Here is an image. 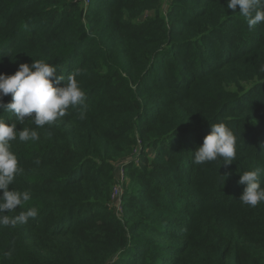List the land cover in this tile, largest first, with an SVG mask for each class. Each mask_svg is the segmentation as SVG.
Segmentation results:
<instances>
[{
  "label": "trees",
  "instance_id": "obj_1",
  "mask_svg": "<svg viewBox=\"0 0 264 264\" xmlns=\"http://www.w3.org/2000/svg\"><path fill=\"white\" fill-rule=\"evenodd\" d=\"M225 4L0 0V73L44 60L79 72L86 94L51 126L17 123L40 138L12 142L22 172L9 190L32 198L8 215H38L0 227V264H264V203L242 205L238 183L264 168V24L250 30ZM220 121L236 160L195 165ZM122 160L120 220L110 194Z\"/></svg>",
  "mask_w": 264,
  "mask_h": 264
},
{
  "label": "clouds",
  "instance_id": "obj_2",
  "mask_svg": "<svg viewBox=\"0 0 264 264\" xmlns=\"http://www.w3.org/2000/svg\"><path fill=\"white\" fill-rule=\"evenodd\" d=\"M237 5L250 30L258 24H264V0H226L225 7L235 9ZM259 71L264 72V65L260 66ZM78 75L79 72L70 73L66 77L58 75L56 67L44 60H32L30 65L21 63L11 75L0 73V98L11 95L8 103L0 100V112L15 115L11 123L0 118V227L26 224L30 218L34 219L38 215L35 206L27 207L14 216L8 215L15 213L18 207L32 198L29 190H9L16 176L22 172L17 155L12 150V142L17 139L20 142H34L40 138L35 129L22 127L17 130V123L22 125L26 119L31 118L38 128L51 126L68 114L69 107L82 104L86 94L76 78ZM61 81L63 86H59ZM80 116L84 118V113L81 112ZM260 147L264 150V144ZM236 158V135L224 121L211 123L210 132L193 151L195 165L217 160L219 165L221 162L231 164ZM226 175H221L223 183ZM261 175H264V168L261 167L240 173L238 183L244 185L239 197L242 205L255 207L264 203Z\"/></svg>",
  "mask_w": 264,
  "mask_h": 264
},
{
  "label": "built area",
  "instance_id": "obj_3",
  "mask_svg": "<svg viewBox=\"0 0 264 264\" xmlns=\"http://www.w3.org/2000/svg\"><path fill=\"white\" fill-rule=\"evenodd\" d=\"M76 1V0H74ZM82 6L87 5L88 0H80ZM84 7V6H83ZM133 156H137L139 150L136 148L133 151ZM127 163V160L125 161H120V163L115 167V182L112 186L111 189V194H110V206L112 207L115 216L118 219H122L123 215V207H122V193H123V183L125 181V176H124V171L123 167Z\"/></svg>",
  "mask_w": 264,
  "mask_h": 264
},
{
  "label": "rangeland",
  "instance_id": "obj_4",
  "mask_svg": "<svg viewBox=\"0 0 264 264\" xmlns=\"http://www.w3.org/2000/svg\"><path fill=\"white\" fill-rule=\"evenodd\" d=\"M84 7H86V5L83 4ZM148 153H150V155L154 154L153 151L151 149H148L147 151Z\"/></svg>",
  "mask_w": 264,
  "mask_h": 264
}]
</instances>
